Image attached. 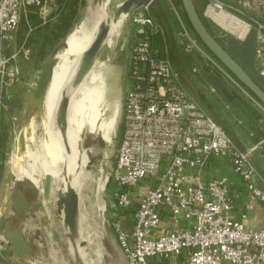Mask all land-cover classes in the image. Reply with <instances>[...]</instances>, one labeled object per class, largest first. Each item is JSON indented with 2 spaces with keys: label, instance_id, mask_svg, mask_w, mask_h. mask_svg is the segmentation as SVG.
I'll use <instances>...</instances> for the list:
<instances>
[{
  "label": "built area",
  "instance_id": "obj_1",
  "mask_svg": "<svg viewBox=\"0 0 264 264\" xmlns=\"http://www.w3.org/2000/svg\"><path fill=\"white\" fill-rule=\"evenodd\" d=\"M59 1L0 0V106L17 79L11 59L18 51L11 57L6 51L23 16L32 8L56 6ZM211 8L227 11L218 1L209 3L208 15ZM129 16L136 33L129 56L121 143L111 173L120 187L116 193L119 206L133 211L130 230L120 221L114 224L129 264H152L154 258L182 254L186 255L182 264H264V227L247 229L243 221L231 216L233 201L226 178H203L211 160L223 157L264 208L253 149L243 148L215 119L184 82L169 48L156 44V36L165 40L166 31L151 7H134ZM255 29V66L264 77V24ZM182 32L200 48L185 26ZM246 94L264 112V106ZM148 178L154 181L152 187L145 194L136 192ZM135 196L139 198L136 207ZM162 206L170 209L175 228L156 235ZM182 220L193 221L192 229L183 228Z\"/></svg>",
  "mask_w": 264,
  "mask_h": 264
},
{
  "label": "rangeland",
  "instance_id": "obj_2",
  "mask_svg": "<svg viewBox=\"0 0 264 264\" xmlns=\"http://www.w3.org/2000/svg\"><path fill=\"white\" fill-rule=\"evenodd\" d=\"M123 1L111 0L109 2L108 18L104 22L110 25L111 33L105 40L91 70L83 79L78 80L76 76L78 63L76 71H72L74 76L69 75L67 82H64L62 86V90L70 98V93L73 90L75 91V89L81 88L82 84L88 83L87 77L91 76L94 70L102 67V71L106 74V80L109 81L108 84L112 85L109 90L107 89L104 106H101L103 108L101 109L102 117L106 120L110 119L114 113V105H120L117 131L111 141L105 140L97 132L82 134L81 148L89 157V164L83 171H81L80 155L77 158L80 168L77 166L75 172H69L65 164L69 159L62 161V164L59 163L58 155L51 146L50 133H56L55 135H59L57 139L61 140L64 146V157L72 154L68 147V139L63 138L68 126L63 128L58 122L57 111L60 97L57 100L58 103L55 104L50 121L46 112L45 99L42 102H36L33 100V93L44 65L54 54H61L64 51L70 33L82 21L88 28L95 26L96 20H92L91 17L92 0H81L72 27L66 36L58 41L50 40L52 39L51 32L58 21V17L54 16L55 10H52L51 7L30 9L22 18L13 44L7 48L8 57L18 51V56L15 55L11 59V64L17 72L14 87L19 81L25 82L23 86L21 84L16 93H10L0 106V208L4 211V208L9 205L13 211L11 216H5V214L0 216V231L7 233L2 239L4 244L7 241L12 247L23 246L22 248L28 247L31 250L29 255L20 253L11 255L15 262L17 258L27 260V256H29L31 257L30 261L35 264L38 260L43 261L44 264H129L128 257L118 242L114 228V224L117 222L116 214L120 213L122 208L116 198L120 187L114 183L111 176L121 143L124 98L128 90L129 56L136 33V26L132 23L130 16L117 14ZM247 1L250 0L232 1L235 3L232 5L220 2L230 14L247 23L249 33L258 24H264V0H261L263 3L260 2L258 7H254V10L248 6ZM157 3L165 8V15L172 27L176 44L189 57L186 66L183 67L184 73H182L187 78L189 86L198 95H203L208 100L221 99L222 101L223 96L218 87L205 78L209 70L212 71L218 67V63L199 43L196 34L185 21L181 0H156L154 6ZM57 6L58 4L52 8ZM232 7L235 10H232ZM206 10L205 15L207 16ZM209 16H211V18L208 17L209 22L216 32L225 33L240 40L245 39L234 35L215 21L212 15L209 14ZM120 21H122L121 24H117ZM159 21L167 32L168 27L165 26V20ZM112 24L114 25L112 26ZM96 25L98 26L96 27L97 34L101 26L99 23ZM115 25L119 26L116 28ZM183 26L193 35L200 48L194 47L189 40H184L181 37L180 32L183 31ZM210 63L213 68H208ZM224 75L231 84H235L225 73ZM242 91L247 99L251 100L246 91ZM214 103L217 104L215 101ZM253 104L255 105V102ZM221 105L219 106L220 114L225 119L228 118L231 122L235 121L243 125L257 124V121L253 122V118H250V111L246 105L240 109L235 108L230 102ZM48 121L50 122L48 123ZM262 126L264 127L263 123ZM35 156L38 159L41 157L42 160L39 159V161ZM67 166L69 165L67 164ZM56 167L58 168L56 169ZM34 168H36L35 171ZM50 170L52 171L50 172ZM24 171H31L39 182L27 178ZM73 174H79V179L84 182L79 192L78 235L71 239L68 234L69 228L64 223V214L58 212L57 200L63 196L64 186L67 183H72L70 178L75 176ZM53 175L55 176L53 177ZM104 180H106L105 187L99 192L100 183ZM11 232L19 233V235L11 236ZM81 242L84 243L83 246L80 245ZM80 251L85 255L82 254V256Z\"/></svg>",
  "mask_w": 264,
  "mask_h": 264
},
{
  "label": "bare ground",
  "instance_id": "obj_3",
  "mask_svg": "<svg viewBox=\"0 0 264 264\" xmlns=\"http://www.w3.org/2000/svg\"><path fill=\"white\" fill-rule=\"evenodd\" d=\"M110 1L111 0H104L100 5H98L95 8V10H91L92 20L93 19L96 20L95 26L94 27L92 26L93 29L91 27L88 28L86 23L82 21V23L80 25H78L68 36V38L66 40V48L60 54L61 60L59 61L58 65L56 67L54 78H53V80L49 86V89L47 91L46 98H45L46 112L48 113V117H49L50 121L52 120L51 118H52L53 112L55 110V104L60 97L62 86H63L64 82L66 83L67 77H70L69 75H71V74L73 75V72L76 71V68H77L78 63L81 59L82 54L91 45L94 38L96 37V29H97L96 27H98L96 25V23L98 24L100 20H102V19L106 20L108 18L107 7H108ZM209 13L214 17L215 21H217L222 27H224L225 29H227L228 31H230L231 33H233L234 35H236L238 37H244L249 31L247 23H245L244 21H242L238 17L230 14L229 12H226L224 10L215 11L213 8H211ZM121 22L122 21L118 22L117 24H119V23L121 24ZM113 25L114 24H112V26ZM115 27H116V25H115ZM116 28H115V31H116ZM87 78L89 80L88 83L86 82V83L82 84L81 88L75 89V91L73 90L70 93L71 104L69 107L68 129L66 131V135H64L63 138L68 139V147H70L72 154L65 158L64 153H63L64 146L62 144V141L61 140L59 141L57 139L59 135H55L56 133L53 134V133L49 132L50 137H51L50 141H52L51 146H53L54 151H56V154L58 155L57 156L59 159L58 162L61 163L64 160L67 161V158L69 159L68 163H65L66 167H68L66 169H68L69 172H75L76 167L79 164V163L77 164V158L79 155L81 157L80 158L81 159L80 164L82 165L81 171L86 169L88 164H89V159H88L89 157L86 154V152L84 150H82V148H81V145H82L81 141H82V134L83 133L85 134V132L86 133L87 132H90V133L97 132V133H100L105 140L111 141L113 139L114 134L117 131V123H118V115L120 113V111H119L120 105H118V104L114 105L115 106L114 107L115 108L114 113L110 117V119L106 120L105 118L102 117L103 111H101V109H103V108L101 106H104L103 104L105 103V99H107V89L109 90V88L112 86L111 84H108L109 81L106 80L107 79L106 74H104V72L102 71V67H101V69L94 70L93 73L91 74V76H88ZM50 121H48V123ZM57 134H59V133H57ZM60 135L62 136L61 133H60ZM41 147H43V146H41ZM54 151H52V152H54ZM40 156H43V155L40 154ZM35 158L38 159V157H36V156H35ZM39 159H41V157ZM34 163H35V161H34ZM67 164L69 166H67ZM54 168H55V166H54ZM54 168H50V169H54ZM57 168L58 167H56V169ZM35 169L36 168H34V171H35ZM23 170H24V168H23ZM39 170H41V169L39 168ZM44 170H45V167H44ZM51 171L52 170H50V172ZM32 172H33V167H32ZM32 172L31 171H29V172L24 171V174L26 175L27 178L29 177L30 180L33 179L36 182H39L38 179L33 175ZM73 175H75V174H73ZM76 175L70 179L72 182L71 185L79 193L83 187L84 181L82 182L79 179V176H78L79 174L77 176ZM54 176L55 175H53V177ZM20 177L23 178L22 176H20ZM100 178H99V180H100ZM105 183H106V180H104L103 182L100 183V186L98 189L99 192H101V190L104 189ZM101 208L103 209L104 207H101ZM81 252L82 251H80V254H81ZM82 254H84V253H82ZM84 260H85V258H84ZM91 262H93V261H91Z\"/></svg>",
  "mask_w": 264,
  "mask_h": 264
},
{
  "label": "crops",
  "instance_id": "obj_4",
  "mask_svg": "<svg viewBox=\"0 0 264 264\" xmlns=\"http://www.w3.org/2000/svg\"><path fill=\"white\" fill-rule=\"evenodd\" d=\"M217 1L218 0H211L210 3H214ZM260 2L261 0H250L247 1V4L250 8L254 10V7H258V4ZM57 8L58 6L55 8L51 7L52 10H55L54 16H57L56 15ZM207 17L211 18V16H209L208 14ZM180 35L184 40H188L183 32H180ZM17 84H22L23 86L25 82L19 81ZM255 105L253 104V106L256 108V110H258L261 116L260 119L257 121V124L255 123V125L253 124L243 125L234 121V122H230V125L232 126L235 139L238 141V143L243 148L253 149L252 152L253 159L257 166L256 169L259 173L256 177V183L257 186L264 189V131H263L264 127L262 126V123L264 125V112L257 105L256 106ZM223 177L227 179L228 192L229 195L232 197V201H233L231 216L243 221L247 229L259 230L263 228L264 208L261 205V203L252 196L250 190L248 189V186L243 181V179L234 172V168L231 162H229L227 159L223 157L212 159L208 168L203 174V178L205 180H210V179H218ZM153 184H154L153 179L148 178L142 184L136 187L135 190L136 192L138 191V193L145 194L147 190L150 187H152ZM133 200L135 205L134 207L138 206L139 204L138 196H135ZM7 206L9 208L5 207L4 211H2V208H0V216H2V214H5V216H11L13 214V211L11 210L10 206L9 205ZM160 212H161L162 220L161 223L159 224V227L155 231L156 235H161L171 232L175 228L174 221L171 217L170 209L168 207L162 206L160 207ZM116 220L122 223L123 228L125 230H130L133 225L132 208H122L120 210V213L116 214ZM181 224L183 228L192 229L193 221L182 220ZM11 233L13 234L14 232ZM5 234L7 233L0 231V264H19V263L35 264V262L30 261L31 257L29 256H27V260H25V258H23L22 260L17 258L15 262L13 260L14 258H11V255H14V253L29 255L31 253V250L28 247H26L27 250L26 248L12 247L10 246V244H8L7 241L6 244H4L2 239L4 236H6ZM36 248H34V250H36ZM185 258L186 255L182 254L179 256H172L169 258L157 257L152 259L151 262L152 264H182ZM36 263L44 264L43 261L41 262L39 260L36 261Z\"/></svg>",
  "mask_w": 264,
  "mask_h": 264
},
{
  "label": "water",
  "instance_id": "obj_5",
  "mask_svg": "<svg viewBox=\"0 0 264 264\" xmlns=\"http://www.w3.org/2000/svg\"><path fill=\"white\" fill-rule=\"evenodd\" d=\"M104 0H92L91 10L100 5ZM156 0H124L118 9V15H130L134 7L149 6L154 7ZM184 12L187 16L188 22L196 36L201 40L204 47L208 49L216 59L228 69L232 75L250 92L254 94L256 99L264 106V89L263 87L251 76V74L225 49V47L217 40V38L209 31L203 19L201 18L194 0H181ZM100 30L96 34L91 45L84 51L79 61L77 69V79H83L93 67L96 57L98 56L101 48L111 33L109 24H105L104 20H100ZM248 34V33H247ZM247 34L244 36L246 38ZM61 60L60 54H54L44 65V68L37 80L36 88L33 93V100L42 102L46 98L49 86L54 78L56 67ZM21 84H17L11 91V94L17 92ZM60 102L57 111L58 122L63 128L68 126L70 98L63 90L60 94ZM225 127V126H224ZM229 132V130L225 127ZM62 130V129H61ZM254 165L256 163L252 159ZM257 167V166H256ZM63 196L58 198L57 207L58 212L64 214V223L69 228V237L74 239L78 235V211L80 197L77 190L67 183L64 186ZM19 235V233H13ZM12 234V236H14ZM84 245L83 242L80 244ZM23 247V246H22ZM16 247V248H22ZM27 250V248H26Z\"/></svg>",
  "mask_w": 264,
  "mask_h": 264
},
{
  "label": "trees",
  "instance_id": "obj_6",
  "mask_svg": "<svg viewBox=\"0 0 264 264\" xmlns=\"http://www.w3.org/2000/svg\"><path fill=\"white\" fill-rule=\"evenodd\" d=\"M197 10L203 19L204 23L206 24L209 31L217 38V40L225 47V49L251 74V76L263 87L264 89V77L261 76L258 69L255 66V53H256V46L258 42L257 30L252 29L244 40H240L236 37L230 36L225 33H218L214 30L212 25L209 22L208 17L205 15V10L211 0H194ZM225 4H235L232 1L237 2L239 0H220ZM241 1V0H240ZM81 4V0H60L58 2V8L56 11V15L58 17L57 24L55 28L52 30L50 37L51 41H58L61 38H64L68 33L69 29L72 27L75 17L77 15V11ZM232 10H235L233 7ZM151 13L159 20L165 22V26L168 27V31L166 32L165 40L161 36H156L155 42L156 44L165 45L170 50V57L173 60L176 68L181 73L184 82L186 85L193 91V89L189 86L187 78L184 77L182 73H184V68L186 66V61L189 60V57L186 56V53L182 52L180 47L176 44L174 40V33L172 30L171 25L168 22V17L165 15V8L160 4L157 3L153 8H151ZM184 18L187 24L190 26L188 22L187 16L184 12ZM167 23V25H166ZM191 27V26H190ZM49 40V39H48ZM197 40L201 45L203 43L197 37ZM204 46V45H203ZM206 49V48H205ZM206 51L209 53L211 57H213L214 61L217 62L227 74H229L232 78L237 80L232 73L226 69L222 64L216 59V57L208 50ZM208 68H213L211 63ZM210 71V70H209ZM206 73V80L215 83V85L220 90L223 99L217 100H208L203 95H198L195 91H193L197 97V99L204 105V107L219 121L223 126H225L229 130V134L235 138L234 131L232 126L230 125V119L224 118L220 114V105L225 102H230L235 108L240 109L246 105L250 111V118H253V122L258 121L260 119V113L256 108L253 106V100H248L245 94L243 93V89L246 93L250 94L254 99L256 97L252 92H250L246 87H244L238 80V84H231L228 78L224 75L223 71L217 67L214 68L212 71ZM233 82V81H232ZM245 96V98H244ZM257 100V99H256ZM217 102V104L214 103ZM223 107V105H221Z\"/></svg>",
  "mask_w": 264,
  "mask_h": 264
}]
</instances>
